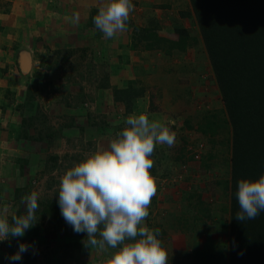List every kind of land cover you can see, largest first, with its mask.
<instances>
[{"label": "rangeland", "instance_id": "obj_1", "mask_svg": "<svg viewBox=\"0 0 264 264\" xmlns=\"http://www.w3.org/2000/svg\"><path fill=\"white\" fill-rule=\"evenodd\" d=\"M107 2L0 0V214L23 215L22 196L40 194L38 221L23 237L0 241V264H107L116 249L86 248V234L61 216L59 182L141 113L175 121V146L157 145L152 156L157 192L145 220L160 229L169 264H194L195 249L226 251L228 227L219 226L229 216L231 128L196 20L182 15L190 2L132 0L127 31L106 39L93 17ZM185 27L195 39L185 52L148 50L141 39L146 30L176 39ZM127 88L148 99L126 109L114 91ZM211 123L213 140L199 131ZM19 243L33 248L10 261Z\"/></svg>", "mask_w": 264, "mask_h": 264}, {"label": "clouds", "instance_id": "obj_2", "mask_svg": "<svg viewBox=\"0 0 264 264\" xmlns=\"http://www.w3.org/2000/svg\"><path fill=\"white\" fill-rule=\"evenodd\" d=\"M132 0H108L93 17L95 28L104 38L112 39L127 31ZM79 14L71 23L79 24ZM167 123L150 120L147 114H130L125 127L116 134L108 147L96 151L67 169L60 178L57 203L64 221L77 234H86V248L102 251L116 249L107 264H169L167 249L158 238L160 229H150L152 198L157 192V180L150 169L157 145L175 146L176 133ZM235 197L240 222L256 219L264 212V174L256 179L237 182ZM40 194L32 191L22 196L25 214H0V241L23 237L38 221ZM7 209H4V213ZM33 245L19 243L10 261H20ZM35 254V252H33Z\"/></svg>", "mask_w": 264, "mask_h": 264}, {"label": "trees", "instance_id": "obj_3", "mask_svg": "<svg viewBox=\"0 0 264 264\" xmlns=\"http://www.w3.org/2000/svg\"><path fill=\"white\" fill-rule=\"evenodd\" d=\"M189 2L191 11L182 15L196 20L231 128L230 177L224 184L229 193V216L219 226L228 227L226 251L195 249L194 264H264V212L245 222L235 218L239 210L235 197L237 182L264 174V0ZM175 31L176 39L148 30L141 34V39L146 41L148 50L185 52L195 39L187 28ZM132 96L130 88L114 91V98L123 102L126 109L131 108L136 97ZM211 125L200 127L199 131L213 140L215 129ZM196 198L205 217L210 219V210L200 195L196 194Z\"/></svg>", "mask_w": 264, "mask_h": 264}, {"label": "crops", "instance_id": "obj_4", "mask_svg": "<svg viewBox=\"0 0 264 264\" xmlns=\"http://www.w3.org/2000/svg\"><path fill=\"white\" fill-rule=\"evenodd\" d=\"M186 28V27H185ZM148 92H146V93H144V95H141V96H138V97H135L134 99H133V102H136V103H138V102H145L147 99H148ZM139 106H142V105H140L139 104ZM144 106H145V108H146V106H148V104H145L144 103Z\"/></svg>", "mask_w": 264, "mask_h": 264}, {"label": "built area", "instance_id": "obj_5", "mask_svg": "<svg viewBox=\"0 0 264 264\" xmlns=\"http://www.w3.org/2000/svg\"><path fill=\"white\" fill-rule=\"evenodd\" d=\"M196 157H198V156H196Z\"/></svg>", "mask_w": 264, "mask_h": 264}]
</instances>
